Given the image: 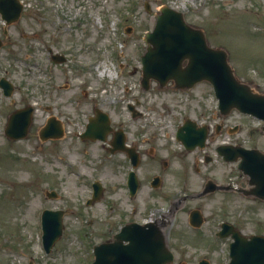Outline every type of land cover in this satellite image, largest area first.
Returning <instances> with one entry per match:
<instances>
[{"label":"rangeland","instance_id":"1","mask_svg":"<svg viewBox=\"0 0 264 264\" xmlns=\"http://www.w3.org/2000/svg\"><path fill=\"white\" fill-rule=\"evenodd\" d=\"M20 1L22 15L9 29L19 30L13 37L21 46L20 73L13 77L24 84L15 98L25 96L35 105V128L55 116L64 133L45 141L31 134L11 143L0 132V264H91L93 245L123 221L139 210L165 207L160 198L150 195L152 168L144 164L138 168L140 189L130 198L125 187L130 166H121L123 156L111 155L101 140L79 137L94 107L107 112L113 127L127 131L129 140L142 133L148 140L142 148L152 147L157 156L167 154L175 171L165 169L166 192H197L206 178L246 187L248 176L237 162L223 160L215 148L230 142L264 150V122L235 110L221 115L212 86L205 81L189 90L177 89L172 82L160 87L152 81L143 90L140 56L146 47L145 32L152 29L159 7L168 5L181 11L187 23L201 28L210 46L227 51L239 79L263 92L264 0ZM49 50L63 54L65 60L55 62ZM113 64L117 77L108 75ZM103 67L107 72L99 75ZM129 103L141 115L132 117ZM187 117L209 125L211 134L203 148L186 150L176 140V129ZM94 180L101 182L103 192L87 204ZM50 190L57 195L47 196ZM231 194L217 191L194 203L206 210L221 203L230 215L231 206L245 207ZM253 207L257 210L252 213L238 212L247 220L248 232L257 230V225L264 229V207ZM44 208L64 210L62 234L48 253L41 240Z\"/></svg>","mask_w":264,"mask_h":264},{"label":"water","instance_id":"2","mask_svg":"<svg viewBox=\"0 0 264 264\" xmlns=\"http://www.w3.org/2000/svg\"><path fill=\"white\" fill-rule=\"evenodd\" d=\"M146 8L149 9V6L146 5ZM21 9L22 5L18 0H0V13L7 21L16 20ZM144 41L147 46L141 55L140 78L144 90L150 87L151 80L157 81L160 87L172 81L175 88L184 90L190 89L197 82L208 81L218 98L221 114L227 115L232 109H236L264 120V92H257L247 82L238 79L229 63L227 52L221 47L210 46L203 30L186 23L180 11L167 5L162 6L156 14L153 29L145 33ZM52 57L55 61L63 60L60 55ZM129 107L133 116L139 114L132 105ZM26 112L29 115V109ZM17 118L18 113L11 114L6 129V135L13 139L24 137L26 133L24 128L17 133L12 132L17 128ZM110 129L109 116L95 109V115L89 118L86 130L80 137L105 140ZM261 129L264 134V124ZM206 133V126L196 127L195 122L186 119L177 128L176 137L190 150L196 145L203 146ZM61 135L62 128L53 118H49L47 125L40 131L43 140ZM111 145V152L125 149L131 154L134 165H137V155L132 152V148L124 146V135L120 131L115 133ZM217 151L224 160L240 159L237 167L249 176L248 189L243 191L264 199V151L232 145H221L217 147ZM128 183L133 195L138 181L132 171L129 173ZM206 186L211 191L215 189L211 181ZM101 191V185L94 182L93 195L88 202L97 199ZM48 195L56 194L52 191ZM62 215L63 210L45 209L42 212V241L47 252L62 233ZM137 225L136 222L127 223L114 235L113 241L94 245L92 264H165L169 261L171 254L165 247L160 231L155 230L156 236L152 239V244L146 245L135 237L137 233L145 232L136 228ZM248 246L244 253L248 254L247 251L251 249L250 253L254 257L249 264H264V239L253 237ZM236 253L235 247L231 245V255ZM229 264L242 263L232 260Z\"/></svg>","mask_w":264,"mask_h":264},{"label":"flooded vegetation","instance_id":"3","mask_svg":"<svg viewBox=\"0 0 264 264\" xmlns=\"http://www.w3.org/2000/svg\"><path fill=\"white\" fill-rule=\"evenodd\" d=\"M15 24L16 22H7L0 16V132L4 134L5 125L10 115L13 112L20 111L15 126L20 128L28 124L26 131V137H28L31 134L38 135L39 128H35V107L30 103L31 100L25 96L18 100L15 98L17 92H23L24 84L21 79L17 82L13 77L20 73L17 66L21 61L19 57V52L21 51L20 42L19 39L13 37V34L19 35V30L15 33L9 30L12 26H16ZM49 53L51 56V50H49ZM5 92L9 93L6 95ZM28 106L31 108L29 118L24 112H21L22 109ZM15 132H17V129ZM111 136L108 137L109 141L112 138ZM136 136L137 138H133V140L127 139V136L125 139L127 144L134 146L139 153V167L144 164L154 171L148 179L150 195L160 198L159 201L163 205L165 204V207H151L143 211L139 210L134 218L123 221V224L131 221H135L138 224L151 223L139 226L145 232L136 234L139 242L146 245L152 244V239L156 236L154 231L159 229L165 246L172 256V259L166 264H229L232 260L242 264H249L254 257L250 253L251 249L247 251L248 254L244 253V249L249 248L248 245L255 236L263 240L264 229L263 226L257 225V230L248 232L247 224H245L247 220L239 217L238 212L243 214L252 213L257 210L253 207L254 205L264 207V200L257 196L244 194L239 191L241 187L229 184L224 190L233 191L231 195L238 196L239 201H243L241 204H244L245 207L237 209L231 206L230 215H227L221 203L218 204L210 198L209 201L212 204H216L207 210L203 208V204L194 203L196 200H204L211 197L213 193L223 190L224 187L209 193L202 191V188L197 192H182L177 195L166 192L164 189L166 184L164 172L166 168L171 167L170 159L167 154L166 156H161L160 154L157 156V152L152 147L142 148V145L148 140L142 137V133L136 134ZM9 141L11 143L19 142L21 139ZM206 144H208V141ZM105 147L107 149L108 145L105 144ZM114 154L123 156L121 166L124 167L130 164L131 159L128 158L125 152ZM146 166L144 169H146ZM171 171H175L173 165ZM176 173L180 174V172ZM138 177L141 180L140 174H138ZM224 200L235 199L226 198ZM246 202H253V204L247 205ZM120 227L109 232V235L104 240L111 241ZM231 245L236 249L237 253L235 255L230 253Z\"/></svg>","mask_w":264,"mask_h":264},{"label":"bare ground","instance_id":"4","mask_svg":"<svg viewBox=\"0 0 264 264\" xmlns=\"http://www.w3.org/2000/svg\"><path fill=\"white\" fill-rule=\"evenodd\" d=\"M106 72V69L103 67L102 69H100L99 71V75H103ZM110 76H113V73L109 72Z\"/></svg>","mask_w":264,"mask_h":264}]
</instances>
